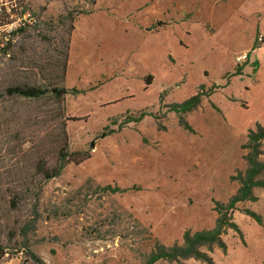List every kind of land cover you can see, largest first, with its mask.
Listing matches in <instances>:
<instances>
[{"label":"rangeland","instance_id":"374dc122","mask_svg":"<svg viewBox=\"0 0 264 264\" xmlns=\"http://www.w3.org/2000/svg\"><path fill=\"white\" fill-rule=\"evenodd\" d=\"M94 1L23 0L37 22L0 56V264H147L183 247L187 232H212L216 203L241 188L249 133L264 125L259 63L234 54L242 36L264 44L250 12L263 0H99L116 20L133 14L152 32L137 26L117 37L134 45L129 61H102L74 85L86 77L67 76L72 26ZM148 47L156 58L145 57ZM24 85L83 92L63 106L7 95ZM213 88L191 112L171 111ZM64 134L71 151L91 157L43 184L38 164H54ZM258 161L264 179V141ZM226 214L218 239L155 264H264V188Z\"/></svg>","mask_w":264,"mask_h":264},{"label":"trees","instance_id":"16d2710c","mask_svg":"<svg viewBox=\"0 0 264 264\" xmlns=\"http://www.w3.org/2000/svg\"><path fill=\"white\" fill-rule=\"evenodd\" d=\"M96 4L97 1L95 0L93 2V6H95ZM93 11L94 9L86 13H78V16L83 14H90ZM66 17L72 19V12H68V15ZM74 28L75 26L73 25L72 32ZM22 31L23 30H20L17 33ZM68 57H69V45H68L67 58ZM257 64L258 62H255V65ZM213 91H216V88H213V90L209 92V94H203L201 92H198L195 96L188 99L182 104L171 105L170 109H172L171 111L180 115L191 112L201 104V101L204 96L211 95ZM81 92L83 91H79L76 89L69 90L66 88H57V87L48 89V88L34 87L28 85L11 86L6 89V93L9 96H13V97L16 96V97L32 99V100L52 96L59 104H61V106L64 105L63 104L64 99L67 94L69 93L74 94ZM145 116H146L145 113H141L140 117L137 118V120H132V121L139 122ZM181 123L190 129V126L187 123H185L182 117H181ZM248 138L249 141L246 147L249 148L251 151L246 158L248 162V169L246 171L244 178L242 179L241 188L239 189L238 193L234 197H232L230 202L226 205L222 203H216L215 209L220 215L217 220L216 228L212 232H208V233L198 232L192 235L190 232H187L185 234V245L183 247L173 248L169 251L166 250L160 251L157 254L152 255V257L149 259L147 264H155L161 259H174L178 257L188 256L195 252L194 250L196 246L203 244L205 242L215 241L223 234L225 229H227L230 225L228 222V214H226L227 211L235 209L238 203L249 200L251 198L254 188L256 187L264 188V179L258 178L261 171L263 170V166L259 163L258 157L261 154V144L264 141V125L259 124L256 130H251ZM90 157H91V153L89 151L87 152L71 151L69 147V141L66 135L64 134V136H61V139L58 142L57 155L54 164L48 165L44 161L39 163L38 174L42 179V183L46 184L49 181L59 177L67 165L71 163L81 164L86 160L90 159ZM18 203H19V194L16 193L12 194L9 200L10 209H16Z\"/></svg>","mask_w":264,"mask_h":264},{"label":"crops","instance_id":"0c3cea01","mask_svg":"<svg viewBox=\"0 0 264 264\" xmlns=\"http://www.w3.org/2000/svg\"><path fill=\"white\" fill-rule=\"evenodd\" d=\"M251 10V17L256 18L257 21L255 34L257 32L264 35V5L256 8L253 6ZM132 15L128 16V18L131 17L128 23H122L114 18L115 12L112 9L101 7L99 0H97L92 13L77 17L69 44L67 76L74 74L75 77H78L77 75L83 74L86 78L73 82L74 85L77 83L83 85L88 77L94 76L92 70L98 68L102 61H115L117 58L129 61L134 53L132 52L134 45L126 44V42L116 45V42L117 37H121L123 33L129 30L135 31V28L139 26ZM139 28L144 27L139 26ZM144 32L150 33L152 31L145 29ZM112 40L115 44H112ZM240 42L241 50L234 54L248 52L250 60L253 59L259 63V68L255 72V80L257 84L264 86V44L256 46V35L254 36V34L250 38L242 36ZM148 48L149 51L145 52V57L148 56L151 59L154 54L156 58L157 50Z\"/></svg>","mask_w":264,"mask_h":264},{"label":"built area","instance_id":"2783aa9c","mask_svg":"<svg viewBox=\"0 0 264 264\" xmlns=\"http://www.w3.org/2000/svg\"><path fill=\"white\" fill-rule=\"evenodd\" d=\"M36 22L23 0H0V56L9 50L11 40L18 31L27 30ZM248 57V53L243 52L236 56V61L242 64Z\"/></svg>","mask_w":264,"mask_h":264}]
</instances>
